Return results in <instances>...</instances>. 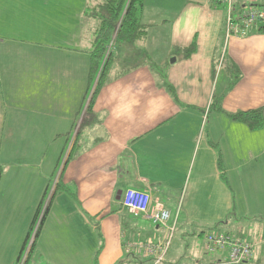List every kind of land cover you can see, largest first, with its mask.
<instances>
[{
  "label": "crops",
  "instance_id": "crops-1",
  "mask_svg": "<svg viewBox=\"0 0 264 264\" xmlns=\"http://www.w3.org/2000/svg\"><path fill=\"white\" fill-rule=\"evenodd\" d=\"M94 1L0 0V264H15L44 205L28 264H149L150 258L136 251L126 254L125 244L158 243L166 230L128 212L122 192L148 191L151 206L168 211L179 200L181 206L170 213L176 223L164 257L169 264L178 226L185 230L191 221L203 220L193 232L202 246L211 227L203 225L210 218L181 217L182 210L187 214L189 206L207 201L227 204L228 190L238 199L242 183H248L247 201L264 197V126L252 131L229 118L264 105V33L227 39L221 0H144L140 21L147 26L146 38L114 47L93 115L79 126L98 26L86 13ZM169 28L177 30L175 38L166 37ZM191 44L195 50L183 56ZM152 45L168 46L161 49L164 59L156 61ZM219 52L232 71L230 81L235 71L238 78L228 89L226 83L216 103L204 104L213 92ZM169 59L174 68L166 65ZM149 62L164 68L165 76ZM78 127L77 147L67 160ZM233 172L236 188L229 183ZM58 177L66 189L54 195ZM224 212L212 231L234 236L221 223L229 210ZM253 215L255 234L247 214L235 217L242 225L235 236L254 246L244 264L263 258L264 235L256 233L264 228V211ZM225 255L205 250L194 261L215 264Z\"/></svg>",
  "mask_w": 264,
  "mask_h": 264
},
{
  "label": "trees",
  "instance_id": "trees-1",
  "mask_svg": "<svg viewBox=\"0 0 264 264\" xmlns=\"http://www.w3.org/2000/svg\"><path fill=\"white\" fill-rule=\"evenodd\" d=\"M143 2L144 0H95L94 4L90 5L86 10L88 16L98 21V26L93 33L91 48L89 50L88 87L90 86L89 84L94 81L96 76H98L93 96L98 94L99 90L105 85L107 81L110 65L113 60L114 47L116 45L118 46L123 44L135 45L136 43H141L146 38L147 26L140 21V13L143 7ZM238 2H240L241 6L245 5L251 8L252 10L264 9V4L253 3V0H237L234 4L235 9ZM252 33H264V24H257L256 26H254L252 30L249 31V34ZM193 45L194 44H191L190 48H187L183 51V56L187 57L193 53V51L195 50V47ZM102 60H104L105 62L101 67ZM149 64L152 68L155 69L157 74H160L163 77L165 76L164 68L160 66L158 67L152 62H149ZM235 74H237V71H235ZM237 78L238 77L234 75L233 80L230 82V85L233 84ZM93 100L90 101L91 104H88V113L86 115V118L93 115ZM229 118L232 121L242 123L252 131L260 130L264 126V105L256 109H249L245 111L231 113L229 114ZM85 119L81 121L82 124L80 123L79 126L85 123ZM80 128L78 127V130L76 131V135L74 137L73 144L67 156V160L72 157L74 149L77 147L76 139L77 135L79 134ZM218 167L223 173L221 175L223 176L222 178L225 179L223 171L224 167L220 156L218 157ZM1 174L2 165L0 163V178ZM65 189L66 188H64V185L61 182V178L58 177L57 181L54 184L53 194L55 195L61 191H64ZM213 233L219 232L210 230L209 232L205 233L203 235V242H206V237ZM223 233L226 235H230V233L228 232ZM21 254L22 250L18 255V259ZM28 261L29 253L24 264H28Z\"/></svg>",
  "mask_w": 264,
  "mask_h": 264
},
{
  "label": "rangeland",
  "instance_id": "rangeland-1",
  "mask_svg": "<svg viewBox=\"0 0 264 264\" xmlns=\"http://www.w3.org/2000/svg\"><path fill=\"white\" fill-rule=\"evenodd\" d=\"M222 3L223 0H221ZM237 0H233V4L236 3ZM241 7L240 2H238L236 9L237 11H239ZM153 8V7H152ZM225 11L226 8L224 7ZM222 12H220L219 14H221ZM176 17V13L174 14V16L172 17L173 19H175ZM225 22H226V13H225V17H224V25H223V30L226 29L225 27ZM153 29H150L149 32L151 33ZM207 30H203V33L206 32ZM210 35H214V31H209ZM177 34V30H171L169 28V30L166 33V37L169 36L175 38ZM226 34V33H225ZM205 36H209L208 32L205 34ZM151 38V37H149ZM205 39H208V37H206ZM151 45V44H150ZM162 48H161V47ZM157 46V45H152V47H154L155 51H156V61H159L161 59H164V56L161 53V49L168 48V46ZM137 53V52H136ZM220 52L218 53V58L215 60V66L217 67L214 73V77H213V84H212V91L215 92V94L212 92L211 97L209 98V100L207 102H205L204 104H210V103H216L218 98H220L221 93L224 91L225 89V85L227 84V89L230 87V80L232 79V71H229V68L227 69V64L226 62L222 61L221 57L219 56ZM105 61L102 60L101 63V67L103 65ZM155 63V62H154ZM170 63V59L167 61V66L170 65L172 66V68H174L173 64H169ZM200 63V62H198ZM100 67V70H101ZM151 67V66H150ZM99 70V72H100ZM121 71V70H120ZM98 72V74H99ZM229 73V74H228ZM231 75V76H230ZM235 75V74H234ZM98 76H96V78L94 79V81L89 84L90 86L87 88L86 94L84 96L83 102H82V108L80 109L79 115L80 117H82L81 121H83V119L86 118L87 115V110H88V104H91L90 101L93 100L92 104H94L98 94L100 93V90L104 87H102L98 94L93 96V93L95 92V85H96V81H97ZM223 89V90H222ZM222 90V92L220 93V91ZM198 101V100H197ZM199 104H202L200 101H198ZM212 104V105H213ZM82 113V114H81ZM79 117V116H78ZM88 118V117H87ZM81 123V122H80ZM82 124V123H81ZM80 125V124H79ZM250 130V129H249ZM66 150L63 153V156L61 157V160L59 161V164L57 166V168L55 169V174L53 175V179L51 181L49 190H51L52 185H53V181L58 173V170L61 166L62 160L65 158L66 155ZM225 171V168H224ZM230 176L232 177V181L229 182L230 185L233 184V186L236 188L237 183L234 179L237 176L236 172L230 173ZM251 185H253V181L250 182ZM238 189V194H239V198L238 199H233V195L231 193V191L228 190V194H229V201L227 202V204L224 203V201L226 202V200H223V204H219V205H215V204H211L209 201H207L206 203L204 202L203 204H198L196 206H189L188 207V211H191L187 214L182 210L181 213V217H186L187 215H190L191 217L195 218V219H202L204 217H207V219H209L211 222H203V225L205 227H209L211 225V227H209L208 231L210 230H215V226L218 227L217 223H219L220 220H217L216 217H219L220 215H223L222 211L224 212V214L226 213V210H229V212L226 213V218H222L221 223H226L227 228L230 227L231 233L234 235L233 237L235 238H239L236 237V230H240L239 226H242L239 222L236 221L235 217L239 218L238 215L240 213H245L247 214V216L249 217V219H251V221L248 222V224H250L251 229H252V234H255V232L257 231V223L256 224H252L251 222L253 221L252 216L253 215V211L254 210H263L264 211V197L263 196H255V197H251L249 196V200L247 201V196H245L248 192V183H242V185L240 187L237 188ZM242 193V195H241ZM49 193H47L48 195ZM235 194V193H234ZM236 197H238L235 194ZM179 200H177V204H174L173 207H169V211L172 215V213H174L175 211H177V209L181 206V203ZM246 203V204H245ZM223 207V208H222ZM234 207H236L235 209H233ZM250 210V212H247V208ZM215 210H217V214H215ZM221 210V212H220ZM126 216L129 217L127 211H124ZM256 212H254L255 214ZM264 218V216H261ZM262 222V219H260ZM203 221V220H202ZM202 221L198 222V224H196V222L191 221L188 225H186L185 230H180L179 231V226L177 228V232L173 238V242H172V246L175 248V252L174 255H172L171 258H168V263L169 264H192V263H196L194 260L197 259L198 257L201 256V253L205 250H207V245L204 244L202 246V240L197 237L196 235L194 236L193 232L196 231V229H199L200 224L202 225ZM172 222V221H171ZM176 223V222H175ZM33 224V222H32ZM262 224V223H261ZM215 225V226H214ZM222 225V224H221ZM250 226H246L244 227V233H246L245 237L247 238V235H249V229ZM32 227V225H31ZM203 227V226H202ZM247 228V230H246ZM202 229V228H200ZM199 231V230H198ZM202 231H205L204 229H202ZM264 235V228L261 226V228L258 230V232L256 233V235ZM27 238L26 237L25 241L27 242ZM35 238V237H34ZM240 239V238H239ZM34 240V239H33ZM205 243V241H204ZM25 250L24 247H22V252ZM196 251L195 254H192L193 251ZM262 259H261V263L260 264H264V248H263V252H262ZM129 257H124V259H127ZM131 258V257H130ZM18 259V258H17ZM131 260V259H129ZM127 260V261H129ZM263 260V261H262ZM17 261V260H16ZM194 261V262H192ZM16 263V262H15ZM29 264H34L33 261H30ZM249 264H255V261H249Z\"/></svg>",
  "mask_w": 264,
  "mask_h": 264
},
{
  "label": "built area",
  "instance_id": "built-area-1",
  "mask_svg": "<svg viewBox=\"0 0 264 264\" xmlns=\"http://www.w3.org/2000/svg\"><path fill=\"white\" fill-rule=\"evenodd\" d=\"M226 7V38H242L249 34L257 24H264V9L252 10L242 5L239 11L235 10L233 0H223ZM152 198L148 191L126 189L122 192L121 204L130 213L147 216L153 225L165 229L166 238L158 243L130 242L127 241L126 254L136 251L144 257L150 258L149 264H165L164 257L169 248L170 241L175 232V223L170 222V211L160 204L151 206ZM45 211V205L37 213L30 232L28 234L25 250L15 264H24L29 253L30 245L37 233L41 219ZM207 250L211 252H226L225 258L219 259L215 264H244L253 256L252 243L237 239L224 233H213L206 237ZM206 264V263H192Z\"/></svg>",
  "mask_w": 264,
  "mask_h": 264
}]
</instances>
